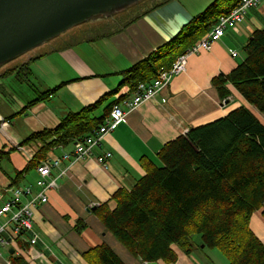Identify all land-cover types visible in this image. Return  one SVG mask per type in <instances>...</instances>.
Instances as JSON below:
<instances>
[{
    "label": "crops",
    "instance_id": "0c3cea01",
    "mask_svg": "<svg viewBox=\"0 0 264 264\" xmlns=\"http://www.w3.org/2000/svg\"><path fill=\"white\" fill-rule=\"evenodd\" d=\"M209 5L196 8L181 0H166L156 8L141 12L123 27L125 17L115 29L110 27L115 20L76 26L79 28L74 27L41 45V51L31 55L27 62L10 65L29 52L4 65L8 66L6 69L1 67L0 82L7 74H17L18 67L24 65L23 71L28 70V80L36 79L30 64L34 65L41 80L38 88L33 82H28L35 89V98L24 106L11 108L8 114L0 111V206L10 199L13 188H31L30 196L23 197V202L39 192L35 186L38 178L36 167H29V163L40 143L20 145L29 135L55 129L67 115L79 112L104 96L106 99L91 115L94 119L104 115L108 107L130 99L132 94H128L127 86L117 91L127 71L149 55H154ZM100 28L105 29L93 34ZM262 30L264 0L249 8L244 20L235 29L225 30L208 51L187 57L184 72L173 77L151 100L132 109H123V120L93 149L91 157L74 159L75 140L51 149L47 155L57 160L58 166L51 168L50 177L55 179L58 188L48 191L47 201L37 203L33 208L30 232L17 238L12 234V225L7 224L0 233V264H12L10 256L13 255L22 257L28 264H88V251L100 245L111 248L124 264L213 262L215 255L204 251L199 238L192 241L190 254L178 245H171L176 255L173 263L162 260L142 262L105 229L96 211L101 206L113 211L116 207L113 195L118 191H130L151 167H159L158 154L162 147L186 135L190 128L221 119L240 106L259 117L258 111L231 85H227L230 92L227 100H220L211 81L219 75L229 74L239 64L248 39L254 32ZM82 32L92 36L79 40L77 35ZM232 52H236L238 57L232 58ZM4 89L8 95L20 92L12 86ZM50 91L53 92L45 94ZM1 96L4 97L3 94ZM32 101H36L35 104L28 106ZM260 117L264 122V115ZM106 152L111 153V158L104 169L96 162V157ZM65 154L69 159H63ZM61 171H66V174L60 176ZM263 211L264 203L252 214L250 229L264 244ZM6 223L7 217H0V226ZM33 235L37 238L31 245L28 240ZM196 247L200 255L195 252ZM11 249L13 255L9 254Z\"/></svg>",
    "mask_w": 264,
    "mask_h": 264
},
{
    "label": "trees",
    "instance_id": "16d2710c",
    "mask_svg": "<svg viewBox=\"0 0 264 264\" xmlns=\"http://www.w3.org/2000/svg\"><path fill=\"white\" fill-rule=\"evenodd\" d=\"M239 1L214 0L154 55L127 71L117 91L127 86L130 94L138 83L151 82L161 68L169 69ZM133 19L125 17L122 27ZM243 52L240 63L229 74L214 77L211 83L220 100H227V85H231L264 115V30L251 35ZM19 70L17 74L24 73ZM105 99L70 113L55 129L29 135L20 145L40 143L29 167H37L57 145L91 135L111 109L108 107L100 118L91 117ZM158 158L161 165L151 167L130 191L113 195V211L104 206L96 211L118 243L142 262L173 263L176 255L171 245L190 254V237L198 235L204 248L219 250L229 264H264V244L250 229L252 214L264 203V122L240 106L166 143ZM10 257L12 264H28L22 257ZM86 261L124 264L107 245L89 250Z\"/></svg>",
    "mask_w": 264,
    "mask_h": 264
},
{
    "label": "built area",
    "instance_id": "2783aa9c",
    "mask_svg": "<svg viewBox=\"0 0 264 264\" xmlns=\"http://www.w3.org/2000/svg\"><path fill=\"white\" fill-rule=\"evenodd\" d=\"M262 0H240L239 3L226 15L218 18L216 24L194 45L189 47L186 52L178 56L171 64L169 69L161 68L156 77L149 83L141 82L136 85L130 99H125L121 103L113 105L108 115L103 119L98 128L91 134L75 141L73 157L76 160L85 159L92 156L94 148L98 147L103 139L123 120V109H132L143 102L151 100L158 94L165 85H167L173 77H176L184 72L187 63V57L197 55L202 51H208L213 42L219 40L225 30L235 29L243 20L249 8L256 7ZM231 57H238L235 52L231 53ZM111 158V153L106 152L103 156L96 157V162L104 169L107 167V162ZM63 159H69V155H63ZM58 166V161L47 157L41 161L36 172L38 178L35 186L39 192L29 198L27 201H22L23 197L30 196L31 188H13L8 201H5L0 206V217H7V223L0 226V233L6 228L7 224L12 225V234L19 237L21 233L31 231L33 208L37 203H45L47 201L46 193L50 190L57 189L58 185L54 178L50 177V170ZM66 171H61V175H65ZM36 235H33L29 244H34ZM5 244L3 241L1 242Z\"/></svg>",
    "mask_w": 264,
    "mask_h": 264
},
{
    "label": "water",
    "instance_id": "95a60500",
    "mask_svg": "<svg viewBox=\"0 0 264 264\" xmlns=\"http://www.w3.org/2000/svg\"><path fill=\"white\" fill-rule=\"evenodd\" d=\"M141 1L0 0V68L76 26Z\"/></svg>",
    "mask_w": 264,
    "mask_h": 264
},
{
    "label": "rangeland",
    "instance_id": "374dc122",
    "mask_svg": "<svg viewBox=\"0 0 264 264\" xmlns=\"http://www.w3.org/2000/svg\"><path fill=\"white\" fill-rule=\"evenodd\" d=\"M163 1H166V0H142L141 2H139L138 4H136L132 7H128L127 9L125 8L126 10H124V9L118 10L115 13H113L112 15L108 14L109 16L108 15H102V16L98 17L97 19H94L90 22L79 25V27L115 20V24L110 26L111 28L115 29L121 25L122 21L124 20V17L133 18L135 16H138L141 12H143L149 8H152L153 6L159 4ZM181 1L187 5L190 4V6L197 8L200 5H209L214 0L210 1V2L208 0H181ZM122 10H124V11H122ZM79 27H76V28H79ZM104 29L105 28H100V29L96 30L97 33H93V34H99ZM68 32H66V33H68ZM66 33H64V34H66ZM77 36H80L79 40H83L85 38H90L92 35L91 34L88 35V32H82V33L78 34ZM73 41H77V40H73ZM42 47H44V46H42ZM41 49H42L41 47L36 48L34 51L29 52L28 54H26V56L12 62V64H10V65L17 66V65H20L22 62H27L28 59L31 57V55L39 53L41 51ZM240 56H241L240 57V61H241V59L243 57V53ZM28 65H29V62H28ZM3 67H5V66H3ZM7 67L2 68V69H6ZM18 68L20 69L19 71L21 72V70L23 71V69L25 68V65L19 66ZM29 68L31 69L32 73L35 75L36 79H31L30 81L28 80V74H27L28 70H25V72L23 74H16V72L13 74L10 73V74H7L5 78L3 77L4 79L2 78V80L0 82V101L2 104L0 106V111H2L3 113L8 114L10 112L11 108L16 109V108H18V106H24L27 101L32 100V98L36 97V95L33 94L35 92V89H33V87L29 83L33 82L34 86L36 88H38V84H39L41 79L37 75L33 64H30ZM0 70H1V68H0ZM23 81H27V83L23 82ZM9 86H12L13 88L16 87V89L19 90L21 93L20 92H16V93L12 92V94H9V95L6 94L7 91L4 89V87H9ZM2 94L4 95V97L1 96ZM41 96L43 97V95H41ZM257 118L262 120L260 115ZM4 165H5V163H4ZM198 238H199L198 235H193L192 237H190L191 241L197 240ZM199 247H200V243H199ZM204 251H208L210 253H213V255H215L213 258V262L208 261V262H210V264H229L228 259L219 250L204 248ZM195 252L198 255H200V250L197 247L195 249Z\"/></svg>",
    "mask_w": 264,
    "mask_h": 264
}]
</instances>
